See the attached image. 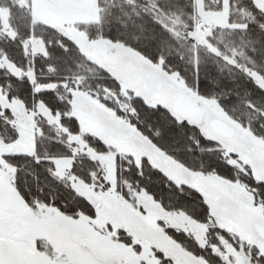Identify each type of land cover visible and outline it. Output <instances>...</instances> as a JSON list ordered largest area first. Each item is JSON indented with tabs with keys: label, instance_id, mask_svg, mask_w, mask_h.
Returning <instances> with one entry per match:
<instances>
[{
	"label": "rangeland",
	"instance_id": "1",
	"mask_svg": "<svg viewBox=\"0 0 264 264\" xmlns=\"http://www.w3.org/2000/svg\"><path fill=\"white\" fill-rule=\"evenodd\" d=\"M108 1L110 6L117 5L118 2V0ZM127 1L138 4L139 7L142 6V9L147 11L154 21L158 23L163 20L168 29L178 34L181 33V29L177 28L180 25L179 19L185 15L189 17L192 13L186 14L182 6H175L176 3L168 2V5H165L163 0ZM189 1L194 11L192 14L193 28L184 32L185 37L189 32H195L197 36L207 39L212 47H218L221 53L219 56L221 70L230 69L237 73L240 71L245 83H252L244 72L245 68L264 73V68L255 51L256 48H251L253 50L250 53L249 48H245L235 37L234 30L242 29L244 26L243 20L247 16L245 11L241 10L236 13V4H230L229 0H212L213 6L218 11H205L203 0L202 2L200 0L198 19L203 24L200 26L197 24L199 20L195 15V0H187L188 3ZM28 6L34 19L49 25L65 37L77 41L81 46V51L85 54L83 57L86 56L87 61H92V64L101 69L109 78L117 77V82L120 84V87L114 90L104 89L101 97H97L94 93L96 91L93 88L96 86L85 83L81 77L79 80L75 79L74 83H68L71 92L64 86L65 82L61 84V91L65 97H68L69 105V112L64 115L67 119L75 120L77 124V129H73L72 134L60 124V115H51L41 103L36 104L32 111H27L20 102L8 101L0 91V107L2 110L8 109L11 112L13 125L17 128L18 134H21L19 138H14L10 143L0 140V151L33 154L38 137L43 135L42 122L46 126H51L57 134H62L70 146L71 157L54 159L53 173L59 180L69 184L78 195L85 198L97 213L95 219H89L80 214L81 221L94 226L96 235L102 233L103 238L110 241V246L101 252L99 245L89 236L91 228L89 231L74 229L61 218L58 223L34 230L32 244L34 249L39 248V255L50 261V264H72V261L77 258L101 254L110 264H138L140 260H143L144 264H163L161 257L174 259L176 264H197V260L188 254L189 252L183 245L169 237L167 229L172 228L191 237L198 246L209 247L211 252L218 256L224 264H250L249 256L255 254V247H264V240L254 228L255 225L264 228V218L259 213H249L242 206V201L251 199L246 191L247 184L236 180V183L231 186L234 192L227 193L224 190V181L214 173L211 180L201 177L199 171L194 175L167 157L151 150L138 136H136L137 141H134L127 135L128 122L130 119H135L133 115L135 106L132 103L135 94L130 95L128 89L135 88L146 97L149 103L155 97H164L172 101L177 95L176 89L150 72L139 59L116 54L110 46L89 42L87 33L81 30L79 24L98 21L101 11L97 0H30ZM157 9L163 11L158 12ZM119 12L126 13V16L131 13V17L139 18L138 13L133 9L127 11L122 7ZM1 14L3 18L8 16L4 9L1 10ZM2 31L12 35L5 25ZM192 43L190 40L188 47H191ZM42 48V42L33 39V51L42 54ZM203 49L208 50V47L204 44L195 46V52H198L201 65L206 63L201 53ZM262 50L263 48L259 52L262 53ZM224 55L233 59L235 65L225 62ZM0 65L14 74L18 73L8 62L3 61ZM105 69L109 71L106 72ZM151 81L159 83L160 87L157 88L154 84L151 89H148ZM260 82L264 83V81ZM241 84L243 83L234 85V87L241 89ZM252 84L258 90L257 86ZM244 102H251L255 108L251 106L248 108L247 103H242L239 105L240 113L235 115L231 111V114L227 112L229 113L227 118L221 116L218 110L209 111L204 105H199L205 112L201 127L206 129L209 136L219 141L215 146H217L221 159L229 166H234L232 168L235 172L247 176L245 165H251V179L264 181V156L261 155L264 147L260 143L261 137H264V125L257 129L254 125V121H259L260 117L264 119V116L255 110L261 109L257 108L258 97ZM121 112L124 115L121 116ZM232 118L243 125V129H239L238 125L232 122ZM117 120L120 121L119 125ZM213 120L227 124L233 129V136L221 138L213 133L210 128ZM253 132L258 135L254 136ZM193 134L196 135L195 132ZM98 140L101 143L106 142L105 147L102 148L100 143H97ZM229 149L242 152L244 155L238 159L231 158ZM129 153L151 155L153 165L163 170L178 184L191 185L193 188L203 187V190L213 197L214 202L213 216L209 218L208 223L195 221L183 212L165 211L145 191H131L129 198L124 197L114 182L115 165L119 157L131 160ZM84 156L96 162L100 171L97 175L93 173L91 175L93 180L88 183L70 173L71 161L75 157ZM155 158L158 160L156 161ZM14 174H10L7 179H13ZM36 215L39 216V212ZM210 225L227 232L239 243L238 248L220 236L216 243L209 241L207 231ZM121 232L130 237V244L123 239L124 236L121 238ZM133 245L139 246V253L134 251ZM206 261L209 264V259Z\"/></svg>",
	"mask_w": 264,
	"mask_h": 264
},
{
	"label": "trees",
	"instance_id": "2",
	"mask_svg": "<svg viewBox=\"0 0 264 264\" xmlns=\"http://www.w3.org/2000/svg\"><path fill=\"white\" fill-rule=\"evenodd\" d=\"M25 1L0 0V63L8 62L18 71L17 74H14L0 65V91L8 101L20 102L27 111H32L36 104L41 103L51 115L59 114L60 124L72 134V130L77 129V124H73L71 122L73 119H67L64 115L69 112V105L68 97H65L61 91V84L65 81L69 84L74 83L76 77H81L85 83L88 82V84L96 86L93 89L96 91L94 93L97 94V97H101L104 89H117V84L113 83L112 78H109L108 75H104L101 69L89 64L80 51L71 47L70 44H66L65 38L67 37L42 21L34 19L28 6L30 0ZM163 1L165 5L171 2V4L176 3L175 6H182L186 14L192 12L189 17L185 15L179 19L180 25L177 28L181 29V33H177L175 37L154 21L149 13L142 9V6L139 7L138 4L127 0H118L117 5L111 6L108 0H97L101 11L98 21L79 24V27L87 33L88 37H95L96 34L103 32L106 36L117 37L133 43L138 48L147 46L150 53H155L158 57L160 55L166 57L173 70L186 72L191 68L188 55L190 40L185 39L184 32L193 28L192 14L194 11L185 0ZM229 1L232 5L236 4V13L243 10L247 14L243 20V24L248 26L247 30H234L235 37L245 48H249L250 53L253 50L251 48H256L258 60L264 68V27H261L264 25V14L255 9L251 0ZM212 2V0H203L204 9L218 11ZM122 7L127 11L133 9L138 13L139 18L131 17V13L129 16H126V13L121 14L119 10ZM2 9L8 13L6 18H3L1 14ZM102 11L104 12L102 13ZM4 25L7 30L12 32V35L2 31ZM257 37H259L258 40L253 41ZM33 39L42 42L43 49L48 53L47 56L44 53L33 51ZM65 47H68L69 51L65 52ZM261 48H263L262 53L259 52ZM201 53L206 59L205 64H200L204 94L217 97L226 111L229 113L231 111L235 115L240 113L239 105L246 104L245 100H252L254 97H258L257 108L264 109V92L257 90L252 83H245L240 71L237 73L228 68V70L222 71L219 56L205 49L201 50ZM181 54L184 56L183 60L180 59ZM51 68L55 70L52 71ZM188 74L191 75V72ZM239 83H243L240 85L241 89L234 87ZM38 86L39 92L36 88ZM135 120L153 134L160 127L159 121L155 119L149 121L147 117L139 119V114L135 115ZM12 121L11 112L8 109L2 110L0 107V140L4 143H10L14 138H18V130ZM254 125L256 129L259 128L264 125V119L260 117L259 121H254ZM41 127L43 135L38 137L34 155L24 153L25 155L20 159L9 160V163L18 169L13 179L17 180L26 192L34 199L41 201L42 204H51L57 200L60 201V207L65 205L76 207L81 200L90 204L85 198L78 195L69 184L59 180L53 173L54 159L71 157L70 146L67 144L66 138L62 134H57L51 126H46L44 122ZM164 134V146L171 156L187 158L193 168L203 170L204 173L209 171L212 163L219 165L214 170V174L216 172L223 173L228 169L229 165L221 159L215 144L199 143L198 137L193 132L169 134L168 131H165ZM37 156L40 158L39 164L36 163ZM115 166L114 182L124 197L129 198L131 191H145L165 211L183 212L195 221L208 223V215H201L203 212L202 201L194 198L191 190L178 188L169 179H165L162 175H154L147 169L144 175L139 178L138 183L137 176L131 171L133 163L127 158H117ZM99 172V165L86 156L75 157L71 161L70 173L86 183L93 180L91 176L93 173L97 175ZM228 179L241 180L247 184L251 177L239 174L231 168ZM87 211V208L83 206L77 208L78 215L88 217ZM167 233H169V237L183 245L188 252L198 256L204 255L203 257L209 259V264H224L218 256L211 252L209 247L201 249L191 237L185 236L180 231L168 228ZM123 236L124 240L130 241L129 236ZM219 236L224 237L235 248H238L239 243L227 232L210 225L207 231L209 241L216 243Z\"/></svg>",
	"mask_w": 264,
	"mask_h": 264
},
{
	"label": "snow or ice",
	"instance_id": "3",
	"mask_svg": "<svg viewBox=\"0 0 264 264\" xmlns=\"http://www.w3.org/2000/svg\"><path fill=\"white\" fill-rule=\"evenodd\" d=\"M156 11L162 12L163 10L157 9ZM158 23L173 37L177 35L174 30L166 27L163 20ZM247 27V25L242 26V30L246 31ZM261 27H264V25ZM88 39L90 43L110 46L116 54L129 55L139 59L150 72L154 73L166 81L168 85H171L176 89L177 95L174 100L169 101L164 97H155L150 103L147 102L146 97L141 95L135 88L128 89L130 95L135 94L133 104L136 107L133 115L139 114V119L147 117L149 121L155 119L159 121L160 127L155 134H153L146 127L140 126L135 119H130L126 130L127 135L138 136L142 142H146L151 150L167 157L175 164L189 170L194 175L199 171L201 177L211 180L214 170L219 167V165L212 163L208 173L205 174L203 170L193 168L187 158L171 156L164 146V133L165 131H168L169 134L195 132L199 143H219V141L209 136L206 129L201 127V124L197 122V113L191 111L193 105L202 104L209 111L218 110V113L221 116L225 118L229 117V113H227L217 97L203 93L201 66L198 52H195V46L197 44H204L208 47L210 53L220 56L221 53L218 47H212L208 44L207 39L197 36L195 32H189L185 39L193 42L188 53L191 68L186 72H182L179 70H173L170 67V61H168L163 55L158 57L155 53H150L147 46L138 48L133 43L121 40L117 37L106 36L103 32L96 34L95 37L89 36ZM65 43L70 44L71 47L80 51L81 55H85L81 51V46L77 41L65 38ZM41 51L45 56L48 55L47 51L43 48ZM64 51H69V48L65 47ZM85 59H87L86 56ZM180 59H184L183 54L180 55ZM223 59L225 62L235 65V61L227 55H224ZM88 63L92 64L93 62L88 61ZM50 70L54 71L55 69L51 68ZM105 71L108 72L109 70L105 69ZM188 72H191V75H189ZM244 72L249 80L257 86L258 90L264 92V83L260 82L264 81V73H258L247 68L244 69ZM76 79L79 80L80 77H76ZM112 82L116 83L117 87H120V84L117 82V77L113 76ZM64 86L69 88V91L71 92V87L68 85L67 81H65ZM39 90L38 86L37 92H39ZM246 103L247 106L255 108L254 105H251V102ZM255 110L258 111L260 115L264 116V109ZM120 115L122 116L124 113L121 112ZM71 122L73 124L76 123L75 120H72ZM232 122L238 125L239 129H243V125L239 124L238 121H235V118H232ZM117 124H120L119 120H117ZM19 135L21 134H18V138ZM253 135L256 136L258 134L253 132ZM97 143H100V146L103 148L105 147L106 142L101 143V141L98 140ZM260 143L262 147H264V137H261ZM228 151L229 157L231 158L238 159L244 155L242 152H235L231 149ZM23 155L25 154L0 151V264H50V261L43 259L39 255L38 247L35 249L33 248V232L38 227L58 223L61 218H63V220L74 229L89 231L91 228L92 230L89 231V236L99 245L101 252L104 248L109 247L110 241L104 239L102 233L96 235L94 226L85 224L77 214V208L83 206L88 210V218L95 219L97 213L86 201L81 200L76 207H70L67 205L60 207V201L58 200L51 204H42L41 201L34 199L33 196L26 192L23 187L19 185L17 180L7 179L10 174L18 171L13 164L9 163V160L20 159ZM261 155L264 156V152H262ZM129 156L131 157L130 162L133 163L131 171L137 176L138 183L139 178L144 175L146 169L151 171L154 175H162L165 179H169L171 183L176 184L178 188L191 190L193 197L202 201L203 212L201 215L207 214L209 218L213 216V197L203 190V187L193 188L191 185L176 183V181L171 177H168L163 170L153 165L152 157L149 154L136 155L135 153H129ZM36 163H40V158L38 156L36 157ZM232 167L234 166H229L223 173H215L220 180L224 181V190L227 193L234 192V189L231 186L236 183L234 180L228 179ZM245 171L247 176L250 177L252 172L251 165H245ZM41 191L43 190L41 189ZM246 191L251 199L250 201H242V206L249 213H259V215L264 218V181L248 179ZM37 212H39V216L36 215ZM123 235L124 233L121 232L120 236L123 237ZM128 243L130 244L131 242L129 241ZM132 247L136 253H139V246L133 245ZM199 247L203 249L205 248V245H199ZM188 254L193 256L194 260H197V264H207L206 258L202 255L197 258L195 253L189 252ZM157 255H160V253H157ZM161 259L163 260V264H176L174 259L166 257H161ZM229 260H231V257H229ZM249 262L250 264H264V247L256 246L255 254L249 256ZM72 264H110V262L101 254L97 256H84L77 258L72 261ZM138 264H144L143 260H140Z\"/></svg>",
	"mask_w": 264,
	"mask_h": 264
},
{
	"label": "water",
	"instance_id": "4",
	"mask_svg": "<svg viewBox=\"0 0 264 264\" xmlns=\"http://www.w3.org/2000/svg\"><path fill=\"white\" fill-rule=\"evenodd\" d=\"M175 97L172 100H174ZM191 111L197 113V117H198L197 122L201 124L205 117V112L203 111V109L199 105H193ZM210 128L213 131V133H215L217 136L221 138H230L234 134L232 128H230L227 124L219 120L211 121ZM254 228L257 234L264 240V228L260 225H255Z\"/></svg>",
	"mask_w": 264,
	"mask_h": 264
},
{
	"label": "flooded vegetation",
	"instance_id": "5",
	"mask_svg": "<svg viewBox=\"0 0 264 264\" xmlns=\"http://www.w3.org/2000/svg\"><path fill=\"white\" fill-rule=\"evenodd\" d=\"M253 6L255 7V9L260 12V13H263L264 14V0H251ZM156 85L157 88L160 87L159 83L157 84V82L155 81H151L149 84H148V89H151L152 85ZM145 88V87H144ZM147 89V90H148ZM130 138H132L134 141H137V137L136 136H129ZM155 160L157 161L158 159L155 158Z\"/></svg>",
	"mask_w": 264,
	"mask_h": 264
},
{
	"label": "crops",
	"instance_id": "6",
	"mask_svg": "<svg viewBox=\"0 0 264 264\" xmlns=\"http://www.w3.org/2000/svg\"><path fill=\"white\" fill-rule=\"evenodd\" d=\"M186 2H187V0H185ZM195 3V15H196V17H197V19H198V11L200 10V5H199V3H200V0H195L194 1ZM201 2H202V0H201ZM188 3V2H187ZM189 4H190V1H189ZM203 9H204V7H203ZM205 10V9H204ZM206 11V10H205ZM199 20V19H198ZM198 22H200V20L199 21H197V24H198ZM198 25H200V26H203V24L200 22V24H198Z\"/></svg>",
	"mask_w": 264,
	"mask_h": 264
},
{
	"label": "built area",
	"instance_id": "7",
	"mask_svg": "<svg viewBox=\"0 0 264 264\" xmlns=\"http://www.w3.org/2000/svg\"><path fill=\"white\" fill-rule=\"evenodd\" d=\"M198 24H200V22H198Z\"/></svg>",
	"mask_w": 264,
	"mask_h": 264
}]
</instances>
